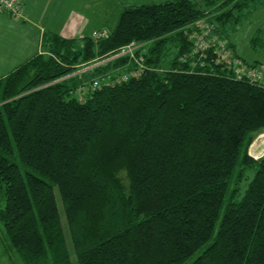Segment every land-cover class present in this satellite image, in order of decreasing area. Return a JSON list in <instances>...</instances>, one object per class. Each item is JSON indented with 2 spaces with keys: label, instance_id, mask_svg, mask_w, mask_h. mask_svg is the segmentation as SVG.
<instances>
[{
  "label": "trees",
  "instance_id": "trees-1",
  "mask_svg": "<svg viewBox=\"0 0 264 264\" xmlns=\"http://www.w3.org/2000/svg\"><path fill=\"white\" fill-rule=\"evenodd\" d=\"M218 1L123 5L98 38L46 31L0 76V217L24 264H264V81L238 74L259 67L227 32L260 0ZM132 43L145 52L119 55Z\"/></svg>",
  "mask_w": 264,
  "mask_h": 264
},
{
  "label": "rangeland",
  "instance_id": "rangeland-1",
  "mask_svg": "<svg viewBox=\"0 0 264 264\" xmlns=\"http://www.w3.org/2000/svg\"><path fill=\"white\" fill-rule=\"evenodd\" d=\"M167 0H31V5L33 10H39L41 15H45V26L46 22L51 24L54 30L57 32H63L61 30V25L65 24V21H70L74 23V27L77 25H84L85 21H89L86 25V29L80 32V36L84 35H94L95 31L98 33L110 34L114 29L120 13L122 11L123 4H141L149 2H164ZM203 3H207V0H196ZM123 2V4H122ZM222 1H218L221 4ZM215 6H209V10L213 9ZM22 14L19 17H14L11 14L5 12L0 13V44L1 38L4 34H8V37L11 42L18 41L20 44L24 38L22 33H17L10 26V22H7L4 17H10V19H21L23 15V4H22ZM22 23H26L24 19H21ZM234 23L229 24L228 26V35L233 32L232 27ZM252 24L249 21L243 20L241 25H239L237 30V52L243 57L246 62L250 65L257 64V67L264 69V46L261 44H252L249 37L253 30ZM241 27V28H240ZM63 28V26H62ZM49 29L47 30V32ZM215 37V35H213ZM172 48L170 52L174 50V44L171 43ZM232 49L235 50L233 46ZM0 59L5 60V64H0V75H4L6 70L7 74L13 70L15 67L14 64L19 62L17 57L11 56L9 50H4L0 46ZM109 59V58H108ZM107 59V60H108ZM104 62V61H102ZM11 63L10 69L7 68V65ZM6 65V67H5ZM96 64L86 66L84 70L92 68ZM6 75V74H5ZM89 86V84L87 85ZM250 153L254 155L255 158L264 157V130L258 132L254 136V140L250 146ZM249 174L254 175V171L249 172ZM250 177H247L242 182V192L244 193ZM242 193V194H243ZM5 206V196H4V184L0 182V210ZM0 258L3 264H24L23 261L18 256V253L4 241V225L0 217Z\"/></svg>",
  "mask_w": 264,
  "mask_h": 264
},
{
  "label": "crops",
  "instance_id": "crops-1",
  "mask_svg": "<svg viewBox=\"0 0 264 264\" xmlns=\"http://www.w3.org/2000/svg\"><path fill=\"white\" fill-rule=\"evenodd\" d=\"M30 1L31 0H21L23 4V15L21 19H24L25 22L27 21L26 23H22L21 19H10V17L9 18L4 17L7 22H10V26L14 28L16 34L22 33V36L24 38V40L20 44L18 43V41L11 42L8 37V34L6 33L1 38L2 40L0 46L3 47V51L9 50V53L12 54L11 56L17 57L19 59V62H16L13 67L18 66L22 62L31 58L33 55L42 51L41 48L42 37L43 34L48 29L57 32L56 30H54L51 24H48V22H46V26H45L44 24L45 15H41V12L37 9L33 10ZM257 4H258L257 7L253 8V10L249 13V15L245 17L243 20L249 21V23L252 24L251 26H253V30L249 37L250 41H252L254 37L260 36V38H262L263 40V44L261 45L264 46V0H260ZM243 20L239 23V25H241ZM64 23L65 24L61 25V29H63L61 31L63 32H58V33L66 37H79L80 32L82 31L83 33L89 21H85V24L82 26L76 24V27H74V23H71L70 21H65ZM238 27L234 29L233 32L229 33V42L233 44L237 54L238 52L236 46H238L237 43V38H238L237 30H239ZM0 64L4 65L5 60L0 59ZM10 65L11 63L7 65L8 69H10ZM3 71L5 74H7L6 70Z\"/></svg>",
  "mask_w": 264,
  "mask_h": 264
},
{
  "label": "built area",
  "instance_id": "built-area-1",
  "mask_svg": "<svg viewBox=\"0 0 264 264\" xmlns=\"http://www.w3.org/2000/svg\"><path fill=\"white\" fill-rule=\"evenodd\" d=\"M21 11H22V3L20 0H0V13L7 12L14 17H19L22 14ZM106 35L107 34H105L104 32L98 33L97 31H95L93 36L98 38V37H102V36H106ZM142 46L143 45H141V44L132 43V44L126 46L119 55L130 54L131 56L135 57V52L140 48L143 49ZM143 51L145 52V49H143ZM228 55H230V58L233 56L231 53ZM238 65L241 66L240 63ZM240 66L238 67L239 72L237 70V72L240 76L245 74L255 81L256 80H263L264 81V69L263 68L262 69H260V68H250V69L246 68V69H244L243 66H241V67ZM136 72L138 73L139 71L137 70V71H134L133 73L136 74ZM108 79H109L108 76H104L101 79L99 78V80H95L93 86L96 87L101 83V81H105ZM81 88L82 89H80L79 91L81 93H83V91H86L88 89V86L85 84Z\"/></svg>",
  "mask_w": 264,
  "mask_h": 264
}]
</instances>
